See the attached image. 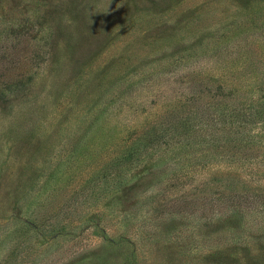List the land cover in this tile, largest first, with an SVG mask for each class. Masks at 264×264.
Masks as SVG:
<instances>
[{"label":"rangeland","instance_id":"374dc122","mask_svg":"<svg viewBox=\"0 0 264 264\" xmlns=\"http://www.w3.org/2000/svg\"><path fill=\"white\" fill-rule=\"evenodd\" d=\"M0 264H264V0H0Z\"/></svg>","mask_w":264,"mask_h":264},{"label":"trees","instance_id":"16d2710c","mask_svg":"<svg viewBox=\"0 0 264 264\" xmlns=\"http://www.w3.org/2000/svg\"><path fill=\"white\" fill-rule=\"evenodd\" d=\"M260 113L262 114V111H261V112H259V114H260Z\"/></svg>","mask_w":264,"mask_h":264}]
</instances>
